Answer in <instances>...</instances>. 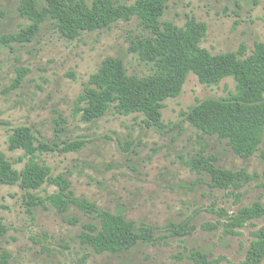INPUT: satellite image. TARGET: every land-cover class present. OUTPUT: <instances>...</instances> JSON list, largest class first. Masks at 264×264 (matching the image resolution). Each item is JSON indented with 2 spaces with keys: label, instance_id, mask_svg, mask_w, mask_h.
Masks as SVG:
<instances>
[{
  "label": "rangeland",
  "instance_id": "rangeland-1",
  "mask_svg": "<svg viewBox=\"0 0 264 264\" xmlns=\"http://www.w3.org/2000/svg\"><path fill=\"white\" fill-rule=\"evenodd\" d=\"M22 1L0 0V151L21 168L27 158L21 149H9L8 138L16 127L30 128L36 145L53 148L36 152L50 167L51 179L62 175L75 196L151 226L155 240L97 253L79 239L84 224L97 220L74 205L57 211L46 199L57 189L51 181L30 190L44 203L33 202L18 184H0V252L10 254L9 263L193 264L194 249L211 264L242 261L264 216L239 227L226 224L239 208L264 204V134L255 153L242 157L226 139L203 132L184 114L198 102L236 92L234 77L205 85L189 72L179 94L163 101L161 126L148 125L142 112L119 113L114 107L85 121L74 113V101L107 57L121 59L129 74L150 72L130 50L131 40L149 31L133 16L69 39L47 18L29 41L2 39L31 23L21 13ZM190 17L205 23L200 46L212 54L241 46L250 54L264 41V0H167L161 19L180 27ZM74 141H83L79 150L61 149ZM198 154L215 156L217 166L244 169L252 178L235 188L213 187L206 171L189 165ZM170 223H188L192 233L173 235Z\"/></svg>",
  "mask_w": 264,
  "mask_h": 264
},
{
  "label": "trees",
  "instance_id": "trees-1",
  "mask_svg": "<svg viewBox=\"0 0 264 264\" xmlns=\"http://www.w3.org/2000/svg\"><path fill=\"white\" fill-rule=\"evenodd\" d=\"M167 0H134L120 3L116 0H23L21 13L30 24L14 35L17 41H29L38 31L39 24L47 18L55 20L61 34L69 39L81 31L109 26L118 20L136 16L149 34L131 40L130 50L137 52L150 72L143 76L129 74L121 59L107 57L98 70L92 73L82 92L74 101V113L85 121L102 116L111 107L119 113L142 112L148 125L161 126V108L168 97L179 94L189 72L196 74L200 83L216 84L226 76L237 81V91L226 98L207 99L186 111L185 118L205 133H216L227 140L229 147L239 156L255 153L264 134V41L255 43L250 54L244 46L235 52L212 54L200 46L206 25L190 17L182 26L161 19ZM21 75V74H20ZM19 75V76H20ZM17 77L16 83H19ZM30 128L16 127L8 138L9 149H21L27 158L19 169L0 151V184H18L33 202L44 203L30 190L44 182L53 183L57 189L47 200L59 212L74 205L92 215L97 223H86L79 234L80 242L97 253L120 252L138 242H154L153 228L136 224L123 215L102 210L94 202L75 196L69 182L62 175L50 178V167L37 158V151L52 150V146L36 145ZM83 141L67 142L63 151L79 150ZM54 147H57L56 145ZM21 159V160H22ZM216 157L198 154L189 160L193 168H200L210 176V185L217 188L239 187L252 176L244 169L230 170L215 164ZM264 216V204L253 202L230 216L227 227H239L245 222ZM73 222V221H72ZM170 233H192L188 223L169 224ZM4 227L0 223V233ZM231 231V230H230ZM252 239L245 258L238 264H258L264 259V225L251 232ZM189 257L193 264H211L207 256L197 249ZM10 254L0 252V264L9 263Z\"/></svg>",
  "mask_w": 264,
  "mask_h": 264
}]
</instances>
